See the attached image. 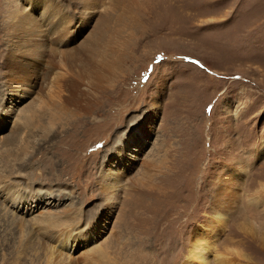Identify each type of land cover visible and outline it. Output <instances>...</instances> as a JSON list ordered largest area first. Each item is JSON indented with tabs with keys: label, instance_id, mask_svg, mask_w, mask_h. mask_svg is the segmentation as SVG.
<instances>
[{
	"label": "rangeland",
	"instance_id": "rangeland-1",
	"mask_svg": "<svg viewBox=\"0 0 264 264\" xmlns=\"http://www.w3.org/2000/svg\"><path fill=\"white\" fill-rule=\"evenodd\" d=\"M0 195V264H264V0H0Z\"/></svg>",
	"mask_w": 264,
	"mask_h": 264
},
{
	"label": "bare ground",
	"instance_id": "bare-ground-1",
	"mask_svg": "<svg viewBox=\"0 0 264 264\" xmlns=\"http://www.w3.org/2000/svg\"><path fill=\"white\" fill-rule=\"evenodd\" d=\"M44 15H45V13H44ZM43 15V16H44ZM16 25V24H15ZM44 110V109H43ZM31 113H32V117L33 118H36V117H39V119H40V122H43V128H45V121H46V118L50 121V124H49V130L53 127V126H55V123L57 122V121H60L61 122V125L60 126H65V125H67L68 124V122H69V119L70 118H72V117H74V114L73 113H71V115H70V113H67L66 111H64V107L63 106H57L56 105V107L54 108H52V107H50V109H48V110H44V111H35V110H31ZM148 118H149V115L148 116H146L145 117V119H144V121L141 123V125H137V124H135L132 128H130V130H129V134L127 135V134H125V136L118 142V146H117V150H115L114 152H112V154H111V157H114L115 158V156H124V155H122V154H118L117 152H118V149H119V152H122L121 150H126L127 148L129 149V147L131 146V144H134V143H136L137 141H139V148L140 147H142V146H144L145 145V143H146V140H147V137H146V135H145V133H144V129H143V126H144V124H145V122H146V120H148ZM45 129H48V128H45ZM49 130L43 135V137H45L44 138V141H47L48 139H49ZM52 136V135H51ZM52 140V139H51ZM135 145V144H134ZM112 151V150H111ZM139 151V150H138ZM133 153V152H132ZM138 153V152H137ZM127 155V154H126ZM127 157V156H126ZM126 161V162H125ZM124 161V164H126L127 163V160H125ZM121 162H123V160L121 161ZM152 161H147V162H145L144 164H143V166H142V168H141V170L143 171L144 170V168H145V166L147 165H150V163H151ZM130 163V166H132V164L134 163V161H131V162H129ZM141 173V172H140ZM144 175H148L149 174V172H142ZM109 174V173H108ZM106 175V174H104V183H106V186L108 187H104V193L103 194H106L108 191H110V188H113V187H115L119 182H120V178L117 176L118 174H116L115 176H111V174L110 175ZM113 174V173H112ZM162 174H165V172H162ZM117 176V177H116ZM111 177H113L114 179V181H112L111 179ZM2 178V177H1ZM148 178H149V176H148ZM219 185V184H218ZM216 186V189H215V192L216 193H218V194H220V196H224L225 195V193H226V191H227V189H226V186L224 185V184H221L220 186ZM117 186H119V185H117ZM41 193H39L38 195H41V194H43V196L42 197H45V198H47L48 200H51V198H53L52 197V192L50 191H46V192H43V191H40ZM22 193H24L23 191H22ZM110 194V193H109ZM6 195V194H5ZM22 195V194H21ZM107 195V194H106ZM1 196V195H0ZM58 197H60L59 195H57ZM17 197V198H16ZM15 198L16 199H14V197L12 196V200L13 201H16V202H18V196H16ZM106 197H108V196H106ZM216 197H218V196H215L214 197V199H216ZM55 198V197H54ZM57 199V198H56ZM219 199H221V198H219ZM53 200V199H52ZM216 201V200H215ZM13 204V203H12ZM35 205H36V201H35ZM12 214H14V213H12ZM63 214V213H62ZM15 215V214H14ZM49 216H51V215H49ZM14 218V217H13ZM19 218V217H18ZM17 218V219H18ZM37 218V217H36ZM55 218V217H54ZM16 219V218H15ZM60 219H63V218H60ZM64 219H66V220H64V221H60V223H63V224H65L66 222H69V221H72V220H74V217H70L69 216V214H66V216L64 217ZM19 221V220H18ZM29 221V220H28ZM27 221V222H28ZM13 222V221H12ZM24 222H26V221H24ZM52 222V221H51ZM54 223V222H53ZM33 224V223H32ZM63 224H61V226L63 225ZM21 225V224H20ZM37 226V225H36ZM40 226V225H39ZM38 227V226H37ZM50 227V226H49ZM62 231V230H61ZM81 232V234H82V236L84 235V234H86V235H88L87 233V231H84V230H81L80 231ZM207 233V232H206ZM196 235H200V234H196ZM207 237V236H206ZM6 238V237H5ZM203 236H197L196 238H195V241L194 242H192V244H191V248H190V253H189V257H188V259H187V261H186V263L185 264H208V260H209V252L211 251L210 249H209V247H210V245L209 246H207L206 245V243L204 244V243H202L203 242ZM206 240V239H205ZM22 241H24V240H22ZM6 242V241H5ZM7 242H10V241H8V239H7ZM14 242V241H13ZM21 242V241H20ZM19 243V242H18ZM27 244V243H26ZM25 244V245H26ZM20 245H22L21 243H20ZM39 245V244H38ZM42 245V244H41ZM14 246V245H13ZM12 246V247H13ZM32 246V245H31ZM10 247V246H9ZM33 248V247H32ZM211 248V247H210ZM22 249V248H21ZM27 249H28V247L26 248V249H24V250H22L23 252L22 253H24V255L26 256V253H28L27 252ZM21 251V250H20ZM19 250H18V253L20 252ZM47 254H48V259H47V257H45V263L46 264H58V262L59 261H56V259L54 258V253H53V251H52V253L51 252H46ZM19 255H20V253H19ZM37 255V254H36ZM211 256V255H210ZM39 257V256H38ZM56 258H57V256H56ZM32 259V258H31ZM218 260V259H217ZM216 260V261H217ZM219 262H220V259L218 260ZM222 262V261H221ZM220 262V263H221Z\"/></svg>",
	"mask_w": 264,
	"mask_h": 264
}]
</instances>
